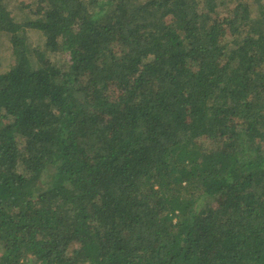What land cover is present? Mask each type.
Returning <instances> with one entry per match:
<instances>
[{
  "label": "trees",
  "instance_id": "16d2710c",
  "mask_svg": "<svg viewBox=\"0 0 264 264\" xmlns=\"http://www.w3.org/2000/svg\"><path fill=\"white\" fill-rule=\"evenodd\" d=\"M15 1L0 264H264V0Z\"/></svg>",
  "mask_w": 264,
  "mask_h": 264
},
{
  "label": "rangeland",
  "instance_id": "374dc122",
  "mask_svg": "<svg viewBox=\"0 0 264 264\" xmlns=\"http://www.w3.org/2000/svg\"><path fill=\"white\" fill-rule=\"evenodd\" d=\"M21 0H16L15 1V9L16 7L19 5V2ZM24 8L22 7L21 9H16V15L19 16L20 18L23 17V16H26L28 15L29 13V8L30 6L33 4V1L32 0H24ZM0 55H1V58H2V62H3V66H6L7 64H9V56H12L11 55V47H10V43H9V40L8 38L3 35V36H0ZM48 58H50L53 62H58L59 60V57H56L54 55H47Z\"/></svg>",
  "mask_w": 264,
  "mask_h": 264
}]
</instances>
